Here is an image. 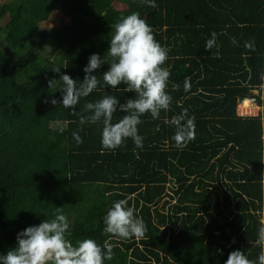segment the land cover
Masks as SVG:
<instances>
[{"label":"trees","instance_id":"trees-1","mask_svg":"<svg viewBox=\"0 0 264 264\" xmlns=\"http://www.w3.org/2000/svg\"><path fill=\"white\" fill-rule=\"evenodd\" d=\"M116 2L125 9H115ZM155 2L156 9L141 0H0V253L15 246L19 231L52 218L60 207L71 220L70 240L92 238L112 247L105 264H225L236 249L252 260L258 256L256 233L264 222V0ZM54 11L70 22L40 29ZM132 12L168 49L164 66L173 99L159 119L141 117L142 150L128 140L110 151L100 145L102 124L80 125L79 119L88 114L87 101L135 98L125 85L98 86L75 113L44 100L61 96L48 89L49 79L66 73L81 83L88 57L105 55L111 25ZM212 32L218 50L204 48ZM36 43L53 57H32ZM108 67L94 73L101 83ZM249 99L257 101L259 114L240 116L238 105ZM185 109L194 120V139L177 148L165 120ZM125 114L114 113L113 122ZM50 124H63L65 131L57 133ZM73 131L81 143L72 139ZM125 198L146 225L141 238L103 231L107 210Z\"/></svg>","mask_w":264,"mask_h":264},{"label":"clouds","instance_id":"clouds-1","mask_svg":"<svg viewBox=\"0 0 264 264\" xmlns=\"http://www.w3.org/2000/svg\"><path fill=\"white\" fill-rule=\"evenodd\" d=\"M141 3L156 9L155 0H141ZM112 35L109 47L103 57L92 53L83 68L85 76L77 83L70 75L60 74L59 79H49L48 89L56 88L61 92L59 99L46 97L44 103L70 109L75 113L76 106L90 96L99 87L111 89L123 84L126 91L135 93V98L127 99L125 103L115 95H105L99 100L87 101L83 104V112L79 123H100V145L102 149L115 150L125 146L131 140L134 149H143L144 137L139 134L138 126L141 117L146 114L153 120L160 118L162 112H167L172 104V96L168 91L170 71L165 67L168 49L156 40L152 27L146 23L138 12L123 16L111 25ZM206 40L204 48L218 50L217 34L212 32ZM232 43L236 41L233 38ZM245 47H251L247 42ZM109 65L104 71L102 83L94 74L102 65ZM60 73V68L52 69ZM264 82V72L260 75ZM58 81L60 82L58 86ZM186 78L184 90L189 89ZM126 113L117 122H113V114ZM165 123L173 129L171 140L174 146L182 148L194 139V120L188 116L187 110L166 119ZM51 130L63 133L65 126L57 124ZM72 139L81 143L78 131L71 133ZM105 234L123 239L143 237L146 225L129 206L127 198L114 201L103 217ZM71 235V220L57 207L52 218H46L37 225H31L19 231L15 246L6 253H0V264H105L112 259V247L105 242L98 244L92 238L69 239ZM255 244L260 251L255 260L249 259L239 249L229 253L225 264H264V222L257 229ZM222 251V250H221Z\"/></svg>","mask_w":264,"mask_h":264},{"label":"rangeland","instance_id":"rangeland-1","mask_svg":"<svg viewBox=\"0 0 264 264\" xmlns=\"http://www.w3.org/2000/svg\"><path fill=\"white\" fill-rule=\"evenodd\" d=\"M114 8L117 10H123L125 9V6L122 3L116 2L114 4ZM70 19L68 17H65L60 11H54L52 15L50 16L49 20L47 22L41 23L39 25L40 29H51L54 27L60 26L62 23H69ZM4 24V23H2ZM35 46L34 51L31 53L32 57H37V58H44V57H53L54 52L49 49L48 47L38 45ZM248 101H245V103ZM242 105V107L239 108L240 112H248L250 115H257L259 114V111L261 108L257 105V101L254 102V105H249L250 103H246ZM239 112V113H240ZM249 115V116H250Z\"/></svg>","mask_w":264,"mask_h":264},{"label":"built area","instance_id":"built-area-1","mask_svg":"<svg viewBox=\"0 0 264 264\" xmlns=\"http://www.w3.org/2000/svg\"><path fill=\"white\" fill-rule=\"evenodd\" d=\"M245 101H248L250 104L249 105H254L255 103L254 102H256L254 99H249V100H244L243 102H241L239 105H238V113L240 112L239 111V108L240 107H242V105H244V103H245ZM239 115L240 116H248V115H250L248 112H240L239 113Z\"/></svg>","mask_w":264,"mask_h":264},{"label":"bare ground","instance_id":"bare-ground-1","mask_svg":"<svg viewBox=\"0 0 264 264\" xmlns=\"http://www.w3.org/2000/svg\"><path fill=\"white\" fill-rule=\"evenodd\" d=\"M246 103H248V102H246ZM246 103H245V104H246Z\"/></svg>","mask_w":264,"mask_h":264},{"label":"crops","instance_id":"crops-1","mask_svg":"<svg viewBox=\"0 0 264 264\" xmlns=\"http://www.w3.org/2000/svg\"><path fill=\"white\" fill-rule=\"evenodd\" d=\"M47 22V21H46Z\"/></svg>","mask_w":264,"mask_h":264}]
</instances>
